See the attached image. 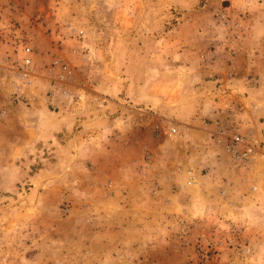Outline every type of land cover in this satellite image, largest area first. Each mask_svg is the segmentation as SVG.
Segmentation results:
<instances>
[{"label":"rangeland","instance_id":"374dc122","mask_svg":"<svg viewBox=\"0 0 264 264\" xmlns=\"http://www.w3.org/2000/svg\"><path fill=\"white\" fill-rule=\"evenodd\" d=\"M228 7L0 0V264H264V157L206 176L174 136L157 150L159 117L199 101L216 60L245 47L264 65V40L240 35L251 14ZM22 41L34 56L20 93Z\"/></svg>","mask_w":264,"mask_h":264},{"label":"crops","instance_id":"0c3cea01","mask_svg":"<svg viewBox=\"0 0 264 264\" xmlns=\"http://www.w3.org/2000/svg\"><path fill=\"white\" fill-rule=\"evenodd\" d=\"M225 1L229 2L228 8L234 7L241 13L242 11H248L251 14L250 22L253 24L251 27L243 28V32L240 34L241 37L243 34H249V36L244 37V40L263 41L264 10H261V5L264 3L256 0ZM236 49L231 64H227L223 56L221 60L215 61V63L219 62L223 66H214L213 69L207 71L215 76L214 82L204 79L202 85L198 87L194 85V88L199 92L198 95H203L199 101L196 100L193 103L194 105L186 108H177L176 112H171L170 115L162 114L165 117H159L161 123L158 128V136L160 140L164 141L159 144L160 147L157 150L164 151L170 136H174L173 139L178 142L181 141L187 149L185 157L189 164H192L197 170H205L207 172L206 176H209V174L216 175L223 170L229 174L234 171L230 167L229 157L224 152V145L227 136H229L226 128L229 129L233 125L231 122L236 123L235 125L239 127L241 133L259 134V136L264 134V65L262 67L255 65L252 60L254 54L248 52L244 54L243 49L245 47H237ZM239 56L248 57L243 67L242 63H238ZM211 87L215 92L210 91V96L204 95L202 89H210ZM217 95L218 99H216ZM197 104L198 107H196ZM166 122H169L170 126L165 124ZM221 129L225 131L223 135L220 133ZM195 134H200V136ZM194 136H198L202 140L205 139L206 147H202V144L198 142H193L192 137ZM209 145H211L213 151H211ZM145 146L150 145L141 144L138 148L143 150ZM197 146L202 149L200 147L197 149ZM136 147L132 143L129 151L126 149L128 155L125 156L128 157L129 153L132 154ZM104 151L110 155V150L107 147ZM217 151L221 155L220 158L216 156ZM164 154L160 157L165 158ZM133 159L137 163L143 162L142 158L138 159L136 157ZM222 159L224 160L222 161Z\"/></svg>","mask_w":264,"mask_h":264},{"label":"built area","instance_id":"2783aa9c","mask_svg":"<svg viewBox=\"0 0 264 264\" xmlns=\"http://www.w3.org/2000/svg\"><path fill=\"white\" fill-rule=\"evenodd\" d=\"M20 60L15 62L14 78L18 82L16 92L22 93L23 88L31 86V74L30 68L33 65V48L26 42H20ZM234 124V123H233ZM227 136L226 143L224 145V152L227 154L230 160V167L234 171H240V169H247L251 164L256 163L259 159L264 157V134L258 136L251 133H241L237 126L231 125ZM224 130H220L221 135L224 134ZM187 185L195 184V174L192 170L188 169L185 171ZM253 191L257 190V186H253ZM225 194V192H223ZM246 240L242 238L235 240V245L239 250L245 251ZM213 246H215L213 244Z\"/></svg>","mask_w":264,"mask_h":264}]
</instances>
